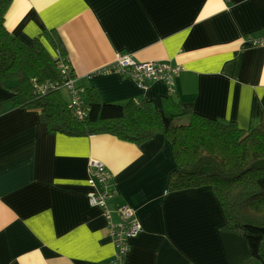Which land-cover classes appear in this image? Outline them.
<instances>
[{"label": "crops", "instance_id": "obj_1", "mask_svg": "<svg viewBox=\"0 0 264 264\" xmlns=\"http://www.w3.org/2000/svg\"><path fill=\"white\" fill-rule=\"evenodd\" d=\"M5 24L29 44L56 30L85 102L92 88L104 103L148 100L161 109L171 96L162 81L103 72L124 53L179 65L172 95L184 107L264 134V46L248 41L264 35V0H12ZM10 95L0 85V264H113L109 225L123 204L141 226L124 264L250 257L247 239L224 227L210 186L167 191L177 165L164 135L137 145L110 134L50 133L39 109L13 107ZM91 160L111 175V221L91 202L101 188Z\"/></svg>", "mask_w": 264, "mask_h": 264}, {"label": "trees", "instance_id": "obj_2", "mask_svg": "<svg viewBox=\"0 0 264 264\" xmlns=\"http://www.w3.org/2000/svg\"><path fill=\"white\" fill-rule=\"evenodd\" d=\"M11 3L0 0V85L11 92L5 100L13 107L39 109L50 133L110 134L137 145L156 134L164 135L177 165L169 174L167 191L210 186L225 215L224 227L240 232L249 243L251 255L242 264H264L263 132L197 114L172 94L156 109L148 100L104 103L88 88L87 114L77 117L63 89L51 88L39 95L33 87L34 83L59 81L57 59L71 66L61 37L56 30L46 29L29 44L13 35L5 24Z\"/></svg>", "mask_w": 264, "mask_h": 264}, {"label": "built area", "instance_id": "obj_3", "mask_svg": "<svg viewBox=\"0 0 264 264\" xmlns=\"http://www.w3.org/2000/svg\"><path fill=\"white\" fill-rule=\"evenodd\" d=\"M248 41L254 46H264V35L260 37H249ZM59 69V81L45 82L44 84L34 83L33 87L37 94L43 95L51 88L60 87L69 93L68 106L74 114L83 118L87 114L88 105L83 99V88L76 85L74 73L71 75V66L67 60L57 59ZM181 68L179 65H174L171 62L160 61H145L138 62L129 54L119 53L116 59L103 68V72H117L122 76L128 77L139 84L145 81L158 80L168 86L171 94L175 92V77L179 75ZM90 166L93 168L96 181L100 184V189L91 197L93 205L99 206L104 211L107 219L110 220L107 211V200L111 198L109 191V182L111 179L110 173L106 167L98 162L91 160ZM117 213L120 216L118 223H113L111 220L109 228L111 236L115 244V256L113 264H124V257L128 251L127 240L130 237L136 236L141 231L139 221L136 219L134 211L128 205H119Z\"/></svg>", "mask_w": 264, "mask_h": 264}, {"label": "rangeland", "instance_id": "obj_4", "mask_svg": "<svg viewBox=\"0 0 264 264\" xmlns=\"http://www.w3.org/2000/svg\"><path fill=\"white\" fill-rule=\"evenodd\" d=\"M62 94H63V96H64V98L67 100V99H69V93H68V91H66L65 89H63V91H62ZM176 100H177V98L176 97H174ZM109 201H111V200H109ZM116 210V209H115ZM117 211V210H116ZM115 211V212H116ZM113 223H115V222H113Z\"/></svg>", "mask_w": 264, "mask_h": 264}]
</instances>
